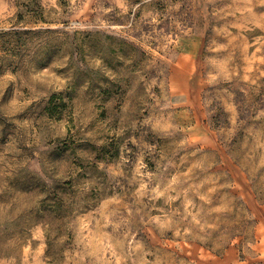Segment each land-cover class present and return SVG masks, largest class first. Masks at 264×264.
Returning a JSON list of instances; mask_svg holds the SVG:
<instances>
[{
  "label": "rangeland",
  "instance_id": "obj_1",
  "mask_svg": "<svg viewBox=\"0 0 264 264\" xmlns=\"http://www.w3.org/2000/svg\"><path fill=\"white\" fill-rule=\"evenodd\" d=\"M0 264H264V0H0Z\"/></svg>",
  "mask_w": 264,
  "mask_h": 264
}]
</instances>
